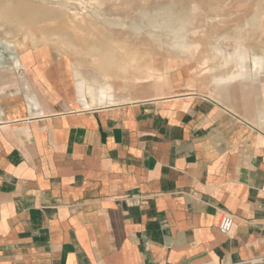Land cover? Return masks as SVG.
<instances>
[{
    "label": "crops",
    "instance_id": "obj_1",
    "mask_svg": "<svg viewBox=\"0 0 264 264\" xmlns=\"http://www.w3.org/2000/svg\"><path fill=\"white\" fill-rule=\"evenodd\" d=\"M133 62L158 75L136 97L165 89L100 105L66 60L21 57L0 94V264H264V58L204 79Z\"/></svg>",
    "mask_w": 264,
    "mask_h": 264
},
{
    "label": "rangeland",
    "instance_id": "obj_2",
    "mask_svg": "<svg viewBox=\"0 0 264 264\" xmlns=\"http://www.w3.org/2000/svg\"><path fill=\"white\" fill-rule=\"evenodd\" d=\"M26 55L66 60L89 103L145 100L166 85L136 97L158 75L134 58L156 60L165 79L184 62L204 79L219 61L263 59L264 0H0V94L19 90ZM102 64L119 81L103 79Z\"/></svg>",
    "mask_w": 264,
    "mask_h": 264
},
{
    "label": "built area",
    "instance_id": "obj_3",
    "mask_svg": "<svg viewBox=\"0 0 264 264\" xmlns=\"http://www.w3.org/2000/svg\"><path fill=\"white\" fill-rule=\"evenodd\" d=\"M234 217L230 214H225L222 216L220 222H219V231L223 234V235H228L229 233H231L233 227H234Z\"/></svg>",
    "mask_w": 264,
    "mask_h": 264
}]
</instances>
